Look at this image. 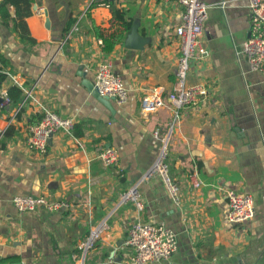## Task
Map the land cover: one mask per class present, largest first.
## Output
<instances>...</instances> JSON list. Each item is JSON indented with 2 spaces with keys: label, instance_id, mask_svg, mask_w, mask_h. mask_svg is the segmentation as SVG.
<instances>
[{
  "label": "crops",
  "instance_id": "crops-1",
  "mask_svg": "<svg viewBox=\"0 0 264 264\" xmlns=\"http://www.w3.org/2000/svg\"><path fill=\"white\" fill-rule=\"evenodd\" d=\"M97 1L36 0L30 17L16 20L11 10L14 23L0 24V54L10 72L0 96L13 85L22 90L18 106L0 109V141L8 126L15 131L0 150V259L131 264L128 229L142 222L176 235V253L159 264H264V74L250 72L240 53L249 33L247 0H204L210 7L201 43L208 54L191 62L186 85H204L208 95L179 109L175 123L167 96L183 8L172 0H108L131 25L105 53L93 26L110 34L122 19L113 20L107 4L90 8ZM69 19L75 22L66 31ZM135 39L140 48L130 47ZM105 62L128 91L125 104L111 101L114 112L83 85L93 86L94 71ZM154 90L166 107L144 116L140 101ZM45 111L72 119L74 131L54 134L39 154L26 140ZM166 139L163 163L178 187V204L152 171ZM106 147L118 152L115 167L99 158ZM227 190L252 197L255 216L247 225L228 222ZM126 192L138 196L141 209L121 202ZM29 195L63 201L67 210L18 213L12 198Z\"/></svg>",
  "mask_w": 264,
  "mask_h": 264
},
{
  "label": "built area",
  "instance_id": "built-area-1",
  "mask_svg": "<svg viewBox=\"0 0 264 264\" xmlns=\"http://www.w3.org/2000/svg\"><path fill=\"white\" fill-rule=\"evenodd\" d=\"M170 1V0H165ZM182 8L180 24L175 29V35L179 42V56L175 72V81L172 92L167 100L173 111V123L179 119V109L195 107L208 95V89L204 85L187 86L186 79L190 71L192 61L203 60L208 54L201 43L204 23L207 19L210 5L204 0H172ZM250 12V25L248 38L242 45L240 53L245 57L248 69L252 73L264 74V0H247ZM224 3L221 4L223 6ZM103 6V5H102ZM109 7V6H103ZM74 25V30H76ZM93 89L100 97L111 99L116 105L121 106L128 99V91L120 78L113 72L110 63H100L93 74ZM0 108L9 105L6 92H2ZM166 107L165 100L160 91L154 92L142 98L140 111L144 116L155 114ZM74 122L72 119L62 118L54 112L45 111L41 120L28 128L26 147L39 154L46 153L48 139L58 132L72 133ZM170 133V132H169ZM158 133L156 132L155 135ZM160 157L152 171L158 173L163 181L165 189L171 199L178 204V187L169 178L167 167L163 163L166 156L165 145ZM102 164L109 168L118 164V152L115 148L106 147L99 154ZM195 185H198L197 183ZM228 213L227 220L234 225H247L255 216L254 201L248 194L227 190L226 195ZM121 202L133 201L138 209L142 208L138 202V196L132 192H126L121 196ZM11 203L18 213H30L42 209L54 214L67 210V204L63 201H51L44 196H15ZM100 229L92 230L88 240L82 245L85 254L91 248L98 237ZM126 247L130 250L128 258L131 264H159L168 261L177 251L178 244L174 232L163 224L137 222L128 229Z\"/></svg>",
  "mask_w": 264,
  "mask_h": 264
},
{
  "label": "trees",
  "instance_id": "trees-1",
  "mask_svg": "<svg viewBox=\"0 0 264 264\" xmlns=\"http://www.w3.org/2000/svg\"><path fill=\"white\" fill-rule=\"evenodd\" d=\"M36 3V0H1L0 1V24L4 27H8L11 22L14 23V19H12L10 11H14L15 19H25L30 17L33 14V6ZM107 4L109 6L110 12L112 14L113 20H119V27L117 29H114L110 34H104L100 28L97 26H93V30L96 34V37L98 39L102 40V50L105 53H110L114 50V48L121 43L124 33L129 30L130 23L123 20L121 14L119 13L118 9H115L114 4L109 2L108 0H99L91 5L90 8H94L98 5H104ZM89 13V11H87ZM74 19H69L66 31L69 30V28L74 24ZM13 30L17 31L16 26L13 25ZM22 41H25L24 38H20ZM8 62L4 57L0 54V87L4 83V81L7 79V76L10 74L7 70ZM7 96L9 98V105L18 106L21 98H22V90L16 86L13 85L7 90ZM4 108V107H3ZM0 108V109H3ZM20 111V110H19ZM19 113V112H18ZM42 118V115L38 118V121H40ZM37 121V122H38ZM14 127L8 126L5 132L3 133L2 138L4 140L0 141V150H5L6 144L5 139H9L13 136L14 133ZM16 260V257H7L0 259V264H10L13 263V261Z\"/></svg>",
  "mask_w": 264,
  "mask_h": 264
},
{
  "label": "water",
  "instance_id": "water-1",
  "mask_svg": "<svg viewBox=\"0 0 264 264\" xmlns=\"http://www.w3.org/2000/svg\"><path fill=\"white\" fill-rule=\"evenodd\" d=\"M33 9H36V6L34 5L33 6ZM46 16H47V13H46ZM46 23H47V26H48V19L46 20ZM137 39L134 40V44L133 46H130L132 48H140L139 47V42L136 41ZM83 85L87 88V90L92 94L93 97H95L98 102H100L102 105H104L106 108H108V110L110 112H114L113 111V108H112V105H111V99H108V98H105V97H100L97 92L93 89V86L92 84H88L87 82H83ZM3 99L2 97L0 96V104L2 103ZM2 134H0L1 136ZM10 264H19V263H10Z\"/></svg>",
  "mask_w": 264,
  "mask_h": 264
},
{
  "label": "bare ground",
  "instance_id": "bare-ground-1",
  "mask_svg": "<svg viewBox=\"0 0 264 264\" xmlns=\"http://www.w3.org/2000/svg\"><path fill=\"white\" fill-rule=\"evenodd\" d=\"M101 228V227H100ZM103 229V228H102ZM99 232V231H98Z\"/></svg>",
  "mask_w": 264,
  "mask_h": 264
}]
</instances>
